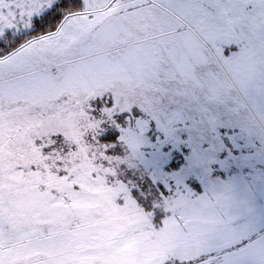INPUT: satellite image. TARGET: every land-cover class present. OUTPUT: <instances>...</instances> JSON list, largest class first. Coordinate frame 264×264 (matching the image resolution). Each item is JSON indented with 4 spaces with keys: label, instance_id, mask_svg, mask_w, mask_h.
<instances>
[{
    "label": "snow or ice",
    "instance_id": "1",
    "mask_svg": "<svg viewBox=\"0 0 264 264\" xmlns=\"http://www.w3.org/2000/svg\"><path fill=\"white\" fill-rule=\"evenodd\" d=\"M0 264H264V0H0Z\"/></svg>",
    "mask_w": 264,
    "mask_h": 264
},
{
    "label": "rangeland",
    "instance_id": "2",
    "mask_svg": "<svg viewBox=\"0 0 264 264\" xmlns=\"http://www.w3.org/2000/svg\"><path fill=\"white\" fill-rule=\"evenodd\" d=\"M180 127H183V125H180ZM150 129H151V137H150V143L154 144L156 142L155 140V136L157 135L155 132V123L153 122L150 125ZM224 134L225 136L231 135L232 134V130L231 129H224ZM161 138L162 134H161ZM183 139H187V134H184ZM109 142H112L111 140H109ZM141 151L146 153V154H151L153 152V149L148 146L145 145L141 148ZM162 151H168L171 153V155L168 157V159L163 163L162 166V171L165 173H172V172H177L179 171V169L183 166L184 164V157L187 155V152L185 151V149L181 148L180 146H177L175 148H172L170 146H165L164 149H162ZM119 154V153H117ZM240 151L236 150L234 152V155H239ZM245 155H248L249 152L247 150H245L244 152ZM257 166L259 167V164H257ZM142 167V166H141ZM217 167V171H216V175L219 176V178L221 179H227V176L229 174L230 170H224V169H220L219 165L216 166ZM221 173H223V175H221ZM233 175H235V172L232 173ZM145 175V173H142L139 169L136 171L135 176L138 179L140 184H144L147 185L148 183L151 182V174L148 173L146 174V179H141V176ZM128 179H132L133 175L131 172L128 173L127 176ZM171 183L173 184V186L175 185V181H171ZM189 187L193 188V191L196 192H202V185H200L198 180H192V181H188ZM160 189L163 191H167V189H165L163 187V184L161 183V185H159Z\"/></svg>",
    "mask_w": 264,
    "mask_h": 264
},
{
    "label": "trees",
    "instance_id": "3",
    "mask_svg": "<svg viewBox=\"0 0 264 264\" xmlns=\"http://www.w3.org/2000/svg\"><path fill=\"white\" fill-rule=\"evenodd\" d=\"M65 11V8H58L56 9V12H51L48 16L45 17L43 21H41V27L37 30V32L32 33V35H39L43 32L54 30L55 26L60 23L62 15Z\"/></svg>",
    "mask_w": 264,
    "mask_h": 264
}]
</instances>
